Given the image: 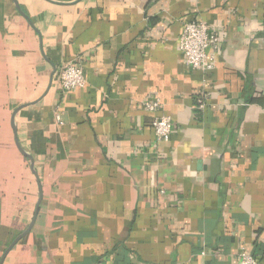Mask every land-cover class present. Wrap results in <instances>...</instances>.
<instances>
[{
	"label": "crops",
	"instance_id": "crops-1",
	"mask_svg": "<svg viewBox=\"0 0 264 264\" xmlns=\"http://www.w3.org/2000/svg\"><path fill=\"white\" fill-rule=\"evenodd\" d=\"M17 3L0 0V256L41 199L3 264H264V0ZM189 21L218 37L209 72L185 64ZM66 61L83 87L61 90Z\"/></svg>",
	"mask_w": 264,
	"mask_h": 264
},
{
	"label": "built area",
	"instance_id": "built-area-1",
	"mask_svg": "<svg viewBox=\"0 0 264 264\" xmlns=\"http://www.w3.org/2000/svg\"><path fill=\"white\" fill-rule=\"evenodd\" d=\"M218 37L208 24L201 21H189L183 26L179 37V48L184 57L185 64L194 70L209 72L214 69ZM58 81L61 90L70 91L83 87L86 80L82 67L75 61H66L61 64L58 71ZM145 110L155 112L160 107V99L153 97L142 103ZM56 121L61 123L59 114ZM151 128L158 142H166L172 133V123L168 116L160 115L151 121ZM256 258L245 251L239 254V264H256Z\"/></svg>",
	"mask_w": 264,
	"mask_h": 264
},
{
	"label": "water",
	"instance_id": "water-1",
	"mask_svg": "<svg viewBox=\"0 0 264 264\" xmlns=\"http://www.w3.org/2000/svg\"><path fill=\"white\" fill-rule=\"evenodd\" d=\"M17 8V10L20 12V14H22L23 16H25V14L20 10L19 8V5L17 3V0H12ZM26 17V16H25ZM55 72V70H54ZM53 72V73H54ZM26 104H23L21 106H18L14 111H13V114H12V124H13V129H14V140H15V144L18 148V150L24 155L26 156L29 161H30V168L32 169V171L35 173V170L33 168V160L31 158V156L24 151V149L20 146L19 144V141H18V138H17V135H16V126H15V120H14V117H15V114L25 106ZM40 199H41V195L39 196L38 198V201L36 203V207H35V210H34V214H33V217L30 221V223L28 224V226L21 232L19 233L10 243L9 245L4 249L3 253L1 254L0 256V264H3V261L6 257V255L9 253V251L13 248V246L22 238L24 237L29 231L30 229L32 228L33 224H34V221L36 219V215H37V212H38V206H39V203H40Z\"/></svg>",
	"mask_w": 264,
	"mask_h": 264
}]
</instances>
